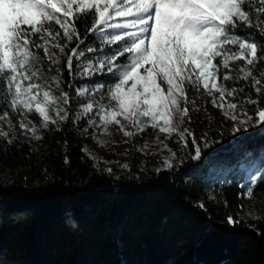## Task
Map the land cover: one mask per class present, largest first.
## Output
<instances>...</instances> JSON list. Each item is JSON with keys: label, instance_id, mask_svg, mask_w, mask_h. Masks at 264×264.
<instances>
[{"label": "trees", "instance_id": "1", "mask_svg": "<svg viewBox=\"0 0 264 264\" xmlns=\"http://www.w3.org/2000/svg\"><path fill=\"white\" fill-rule=\"evenodd\" d=\"M258 7L253 0L254 16L260 15ZM87 27L77 21L81 40L68 45L85 51V57L74 59V72H68L64 56L59 73L44 74L58 75L70 100L79 88L113 84L107 74H82L97 57H110L120 46L101 39L111 29L88 33ZM236 31L244 36L258 30ZM33 51L43 57L42 50ZM39 62L48 64L43 58ZM235 64L233 79L225 83L245 89L236 100L255 95L264 107V91L258 97L236 71L244 62ZM253 71L259 77V67ZM110 101L103 90L100 108ZM0 109L10 115L2 95ZM30 115L39 139L22 137L0 121V131L9 133L0 137V264H264V173H257L264 163V133L257 128L242 140L222 121L207 127L192 122L191 136L166 139L171 167L159 168L135 146L119 160L93 155L92 137L80 127L69 121L45 128ZM93 127L100 137L99 116ZM246 187L253 195L245 200ZM247 206L255 218L246 214ZM229 215L239 223L229 225Z\"/></svg>", "mask_w": 264, "mask_h": 264}, {"label": "snow or ice", "instance_id": "2", "mask_svg": "<svg viewBox=\"0 0 264 264\" xmlns=\"http://www.w3.org/2000/svg\"><path fill=\"white\" fill-rule=\"evenodd\" d=\"M252 3L253 0H0V95L7 108L23 117L19 127L34 136L37 129L30 127L29 113L37 115L45 128L56 123L51 111L60 120L68 119L65 109L55 107L61 100L65 105L70 103L68 93L56 97L50 87L37 81L46 72L59 73L57 65L64 56L68 72H74V59L85 57V51L79 44L70 50L68 45L74 38L81 40L76 28L77 21H81L88 25V33L119 30L105 41L120 45L116 52L97 65L89 64L82 73H102L113 78V86L108 89L113 103L98 111L103 124L121 125L122 118L140 125L141 117H146L148 126L162 133L177 132L174 117L188 115L189 109L182 107V101L189 102L186 86L191 85L196 92L202 88L211 104L232 121L239 120L237 109L243 104L257 105L255 119L244 111L247 119L234 126V131H246L247 125L264 133L260 100L243 95L237 103L245 89L230 88L225 83L233 79L235 62L243 61V66L236 67L242 74L239 78L249 81L258 97L264 91V39L250 38L264 37V0H258L256 11L260 15L252 14ZM118 18L125 22L114 23ZM55 26H59L58 30ZM239 27L258 31L241 36L236 31ZM34 49L42 50L46 66L34 69V63L42 59ZM86 51L97 49L87 47ZM257 67L259 77L253 71ZM160 81L167 85L166 91ZM53 82L59 86L58 75ZM76 91L83 97L90 90ZM93 109L94 104L87 102L83 111ZM0 121L11 123L8 111L0 109ZM8 136V132L0 131V137ZM180 136L183 139L184 133ZM201 157L197 147L195 158ZM247 195H253L250 188ZM226 222L234 226L239 220L229 215Z\"/></svg>", "mask_w": 264, "mask_h": 264}, {"label": "rangeland", "instance_id": "3", "mask_svg": "<svg viewBox=\"0 0 264 264\" xmlns=\"http://www.w3.org/2000/svg\"><path fill=\"white\" fill-rule=\"evenodd\" d=\"M114 23H124L125 21L123 19H115L113 21ZM59 27V26H58ZM135 31L136 29H132ZM119 30H113L111 29L110 33L105 35L104 37V44L107 45L105 42L107 39V36L115 34ZM110 45V44H108ZM113 45V44H111ZM106 58V56H99L96 58V60L92 63L93 65H97L98 62L102 59ZM239 62L238 65H241L243 61H237ZM235 64L234 66H236ZM40 62L37 61L34 63V69L35 68H41ZM234 68V67H233ZM102 73H96L92 76H86L85 78H92L95 76H101ZM38 83L42 85H47L50 87L52 93L54 96L59 97L62 93L60 90V87L57 86L56 83L53 82V79H48L46 75H44L41 79L37 81ZM162 84V87L164 90H167V85L164 84L162 81H160ZM113 86L109 85L106 88L100 87V85L96 86H87L85 88L89 89L90 91L85 94V96L81 97L78 95H74L71 97L70 103L68 105H65L62 100L59 101L55 107L63 108L68 113V119L66 120H60L59 117L55 115V111H51L50 115H52L53 119L56 120V123H66V122H72L76 127H80L82 130H84L87 134V136L92 137V144L90 146L91 151L93 152V155L102 154L107 155L110 157L111 161L119 160L123 157H127L130 154L131 146H135L140 148L144 153H147L149 155L150 160L153 162V165L164 168L166 167V161L169 160V154L168 151L165 150V141L167 138H170L171 136H180V133L183 132L184 135H187L188 132H190V128L193 124L199 126V127H207V126H213L216 123V120L222 121L227 126L233 128L234 126H239L241 121H244L247 119L246 116H244V111H247L249 116H252L253 119H255V111L257 108V105H242L241 108L237 109V114L239 115L238 121H232L228 118H226L221 110L217 107H214L210 100L211 98L207 96V94L203 91L201 88L199 92H196L192 89L191 85H187V91L189 95V102L187 104H184L182 101V107H187L190 111V114L188 113L187 116L181 117L180 115H176L174 117V125L178 129L177 132H174L172 134L168 133H162L159 131L158 128H153L151 126H148V118L141 117L142 123L140 125L132 124L128 121H124L121 118V125H123V128L121 125L117 124H108L105 125L101 121L102 131L101 136L96 137V129L93 127L94 122L97 118L98 111L100 109V98L102 96L103 90L108 91L109 88ZM82 89V88H79ZM218 95V94H217ZM255 95H253L254 99ZM87 102H92L94 104V109L92 112L84 113L83 108L84 105ZM235 102L240 103V100H236ZM113 103L111 100L108 106H110ZM107 106V107H108ZM260 106V105H259ZM261 107V106H260ZM72 113V114H71ZM32 113L28 114V121H33L31 119ZM64 112H61L60 115H64ZM10 120L11 123L8 121L5 122V128L7 130H13L20 134L22 137L30 138L34 137L33 133L26 131L24 129H21L19 127V122L23 119V117H20L17 113L10 111ZM34 126L30 123V127ZM246 131H242L236 134V137L239 139H245L248 134L251 132V127H248ZM143 128V131L140 129ZM185 129L188 130V132H185ZM125 132L131 133V135H125ZM37 135V131L35 136ZM248 156H250V153H248ZM242 161V159H241ZM264 161V160H263ZM249 173L254 176L255 171L252 172L251 169L249 170ZM258 174L264 173V163L261 164L257 169ZM249 190V187H246L244 191L245 200L249 198L247 195V192ZM247 205V204H246ZM246 214L251 217L255 218V213L253 209L249 206L246 207Z\"/></svg>", "mask_w": 264, "mask_h": 264}]
</instances>
